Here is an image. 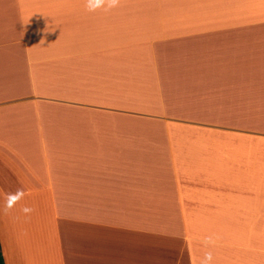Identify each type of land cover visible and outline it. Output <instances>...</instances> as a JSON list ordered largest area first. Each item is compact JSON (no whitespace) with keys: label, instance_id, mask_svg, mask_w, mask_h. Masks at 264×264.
Here are the masks:
<instances>
[{"label":"crops","instance_id":"obj_1","mask_svg":"<svg viewBox=\"0 0 264 264\" xmlns=\"http://www.w3.org/2000/svg\"><path fill=\"white\" fill-rule=\"evenodd\" d=\"M110 3L0 0L6 264H264L262 140L188 124L264 120V0Z\"/></svg>","mask_w":264,"mask_h":264},{"label":"rangeland","instance_id":"obj_2","mask_svg":"<svg viewBox=\"0 0 264 264\" xmlns=\"http://www.w3.org/2000/svg\"><path fill=\"white\" fill-rule=\"evenodd\" d=\"M188 124L198 126V127H206V128H222V129H245L254 132L257 136V139L262 140V142L255 143L256 145H264V120H255L248 122H188ZM230 139L232 137H229ZM34 205V203L32 202ZM33 207V206H32ZM41 208L46 212V210L52 211V207L48 200H43L41 204ZM33 209V208H32ZM50 220V219H49ZM50 263L58 264V252L57 247L54 246L51 250L50 254Z\"/></svg>","mask_w":264,"mask_h":264},{"label":"clouds","instance_id":"obj_3","mask_svg":"<svg viewBox=\"0 0 264 264\" xmlns=\"http://www.w3.org/2000/svg\"><path fill=\"white\" fill-rule=\"evenodd\" d=\"M116 0H111L109 7L115 6ZM105 5V0H87V7L89 11H95L96 9L102 8ZM24 193L21 190H18L15 193L8 194L6 205L7 207H13L17 201L22 199ZM25 212L31 211L29 208L24 209ZM207 259H211V254H207Z\"/></svg>","mask_w":264,"mask_h":264},{"label":"trees","instance_id":"obj_4","mask_svg":"<svg viewBox=\"0 0 264 264\" xmlns=\"http://www.w3.org/2000/svg\"><path fill=\"white\" fill-rule=\"evenodd\" d=\"M0 264H6L3 252H2V245H1V240H0Z\"/></svg>","mask_w":264,"mask_h":264}]
</instances>
